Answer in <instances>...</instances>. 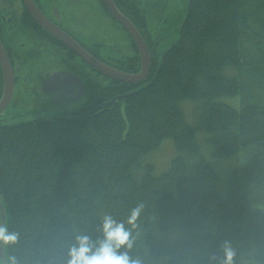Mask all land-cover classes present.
Returning <instances> with one entry per match:
<instances>
[{
    "label": "trees",
    "instance_id": "16d2710c",
    "mask_svg": "<svg viewBox=\"0 0 264 264\" xmlns=\"http://www.w3.org/2000/svg\"><path fill=\"white\" fill-rule=\"evenodd\" d=\"M114 1L151 50L148 80L103 77L108 83L100 96L70 113L0 124V195L8 229L19 235L10 257L16 264H67L76 235L95 239L103 214L126 220L142 204L133 252L145 255L146 264H189V255L207 264L211 253L222 255L225 239L233 243L236 264H250L253 246L254 259L264 264V211L253 210L264 204V103L253 90L264 89V0H196L159 61L143 9L135 0ZM248 37L260 62L244 53ZM131 44L133 56L99 60L135 74L140 58ZM2 91L0 70V98ZM238 95L239 110L221 101ZM183 100L200 101L197 126L187 123ZM199 132L212 157L245 153L223 193ZM166 138L178 155L154 176L143 157Z\"/></svg>",
    "mask_w": 264,
    "mask_h": 264
},
{
    "label": "rangeland",
    "instance_id": "374dc122",
    "mask_svg": "<svg viewBox=\"0 0 264 264\" xmlns=\"http://www.w3.org/2000/svg\"><path fill=\"white\" fill-rule=\"evenodd\" d=\"M59 2L63 3L59 11L65 20V26L72 31H78L80 40L84 41V38L87 40L86 44L96 58L108 61L112 57L122 55L123 61L127 59L126 56L133 55L127 34L100 7L98 0H59ZM134 2H137L145 12L151 35L154 40H158L156 55L159 61L161 55L179 38L180 27L185 19L189 0H135ZM70 21H73V25L70 24ZM28 40L20 33L15 47L18 48L19 44L28 43ZM242 48L248 58L257 62L261 61L251 37L243 41ZM44 59L45 56L41 61ZM43 62L46 63V61ZM16 64L20 63L16 62ZM228 73L232 75L235 72L231 70ZM86 77L89 78V76ZM90 79L91 86L83 99L71 98L66 101L61 99L62 102H58L55 105L42 100L44 95L39 86H33L29 82L26 84L19 83V85L15 86L11 103L1 117L3 119L1 124L12 125L36 119H49L53 115L63 114L66 111L71 112L93 102L100 96L108 82L99 74L92 72ZM246 80L250 81V79L246 78L245 82ZM253 87L254 95L260 97V100H263L262 103H264V89L257 86ZM257 100L254 98L255 102H258ZM221 101L238 110L242 107L241 95L233 98L224 97ZM179 105L185 114L187 123L191 126H197L200 115V101L183 100ZM204 137L205 134L202 132L197 134L202 153L206 157L205 159L211 162L215 172L220 177V190L223 193L231 172L245 164V153L240 151L230 158L212 157V150L208 144L204 143ZM177 155L178 152L173 141L170 138H166L158 149L143 157V164L153 165L152 174L160 176L168 171L171 160ZM163 261L164 259L159 263L153 262L151 264H162Z\"/></svg>",
    "mask_w": 264,
    "mask_h": 264
},
{
    "label": "flooded vegetation",
    "instance_id": "af4514ba",
    "mask_svg": "<svg viewBox=\"0 0 264 264\" xmlns=\"http://www.w3.org/2000/svg\"><path fill=\"white\" fill-rule=\"evenodd\" d=\"M33 2L48 21L65 31L91 53L86 44L87 40L85 38L84 41L80 40L78 31H72L65 26V20L59 11L63 3L59 0H33ZM139 7L141 8L140 5ZM36 24L24 0H0V40L14 70L15 86L27 82L39 86L44 95L42 100L51 105L62 102L61 99L63 101L71 98L83 99L91 86V72H95L78 56H73L68 49L65 50L55 43L45 33L48 31ZM70 24L73 25V21H70ZM20 33L29 40L28 43L19 44L17 48L15 43ZM149 52L151 55V50ZM44 56L45 59L41 61ZM1 203L0 200V226L3 215ZM4 246L5 244L0 243V253ZM2 255L3 253L0 257Z\"/></svg>",
    "mask_w": 264,
    "mask_h": 264
},
{
    "label": "clouds",
    "instance_id": "9594fccd",
    "mask_svg": "<svg viewBox=\"0 0 264 264\" xmlns=\"http://www.w3.org/2000/svg\"><path fill=\"white\" fill-rule=\"evenodd\" d=\"M264 210V204H254L253 210ZM143 205H137L129 210L126 220L117 219L113 215L103 214L102 223L98 228L100 233L95 239L89 235H76L73 244L68 248L67 264H146L147 257L133 252L136 247V237L133 229L141 219ZM19 239L15 231L0 227V243L13 245ZM255 246L250 252V264H260L254 259ZM219 253L208 255L207 264H236V250L231 240L225 239L219 245ZM9 264H16L15 257H10ZM189 264H200V257L194 260L189 255ZM244 264V262H242Z\"/></svg>",
    "mask_w": 264,
    "mask_h": 264
},
{
    "label": "water",
    "instance_id": "95a60500",
    "mask_svg": "<svg viewBox=\"0 0 264 264\" xmlns=\"http://www.w3.org/2000/svg\"><path fill=\"white\" fill-rule=\"evenodd\" d=\"M195 1L196 0H189L186 16L181 27L186 21L188 10L193 6ZM24 3L29 13L31 14L32 18L39 26L45 28L49 34H51L54 38H56L65 47L69 48L72 52H74L78 57H80L86 64H88L96 72L100 73L101 75H103L104 77L110 80H114L121 83L138 84V83H144L147 80L150 69V57L146 42L139 33V31L136 29V27L133 25V23L119 11L113 0H104V3L111 16L126 30V32L131 37L132 41L137 47V50L143 62L142 69L135 74H128L119 71L96 59L94 56H92L86 50H84V48L71 36H69L66 32H64L62 29H60L59 27L48 21L39 11V9L36 7L33 0H24ZM0 69L3 74V84H4L3 93L0 99V112H2L9 106V104L13 99L14 91H15V75L11 62L8 58V55L1 41H0ZM1 200H2L1 209L3 210L2 211L3 215H2V223L0 227L8 228L7 226L8 217H9L8 211L2 198ZM8 249H9L8 245H5L2 252L0 253V255L3 253V255L0 257V264H9L10 256Z\"/></svg>",
    "mask_w": 264,
    "mask_h": 264
},
{
    "label": "bare ground",
    "instance_id": "6f19581e",
    "mask_svg": "<svg viewBox=\"0 0 264 264\" xmlns=\"http://www.w3.org/2000/svg\"><path fill=\"white\" fill-rule=\"evenodd\" d=\"M45 29V28H44ZM46 30V29H45ZM147 45V44H146ZM136 49H137V47H136ZM147 49H148V47H147ZM138 51V50H137ZM148 53H149V57H150V69H149V73H148V76H149V74H150V71H151V55H150V52H149V50H148ZM138 55H139V58H140V69H139V71L142 69V65H143V62H142V59H141V57H140V54H139V52H138ZM159 66H160V62H159ZM138 73V72H137ZM8 252H9V249H8ZM9 256H10V254H9Z\"/></svg>",
    "mask_w": 264,
    "mask_h": 264
}]
</instances>
